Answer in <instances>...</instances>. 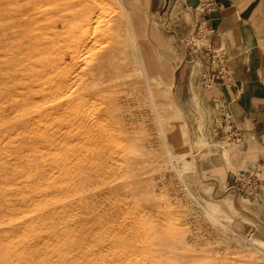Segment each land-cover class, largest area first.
I'll return each instance as SVG.
<instances>
[{
	"label": "rangeland",
	"instance_id": "rangeland-1",
	"mask_svg": "<svg viewBox=\"0 0 264 264\" xmlns=\"http://www.w3.org/2000/svg\"><path fill=\"white\" fill-rule=\"evenodd\" d=\"M199 13L0 0V264H264V133L207 81Z\"/></svg>",
	"mask_w": 264,
	"mask_h": 264
},
{
	"label": "crops",
	"instance_id": "crops-1",
	"mask_svg": "<svg viewBox=\"0 0 264 264\" xmlns=\"http://www.w3.org/2000/svg\"><path fill=\"white\" fill-rule=\"evenodd\" d=\"M196 4L206 40L225 52L227 74L218 83V100L238 133H264V0Z\"/></svg>",
	"mask_w": 264,
	"mask_h": 264
},
{
	"label": "bare ground",
	"instance_id": "bare-ground-1",
	"mask_svg": "<svg viewBox=\"0 0 264 264\" xmlns=\"http://www.w3.org/2000/svg\"><path fill=\"white\" fill-rule=\"evenodd\" d=\"M108 3H109V1H108ZM25 4V3H24ZM23 4V5H24ZM44 4V3H43ZM102 4V3H101ZM96 5V4H95ZM99 5V4H98ZM128 5V4H127ZM77 6V5H76ZM76 6H74V7H76ZM104 6V5H103ZM102 6V7H103ZM37 6H35V8H36ZM129 7V6H128ZM31 8V7H30ZM93 8L94 7H89L88 9H87V11L89 12V13H92L93 12ZM104 8V7H103ZM122 8H124V6L122 7ZM130 8V7H129ZM32 10H33V8H31ZM117 9V8H116ZM78 10V9H77ZM95 10V9H94ZM28 11V10H27ZM67 11V10H66ZM130 11V10H129ZM95 12H96V10H95ZM97 13H99V12H97ZM130 15V14H129ZM54 16V15H53ZM20 17H21V15H20ZM19 17V18H20ZM96 17H97V14H96ZM123 18V17H122ZM24 19V18H23ZM98 19H99V17H98ZM97 19V20H98ZM132 19V18H131ZM25 20V19H24ZM73 20V19H72ZM91 20H93V19H91ZM90 20V21H91ZM96 20V21H97ZM123 20V19H122ZM29 22V21H28ZM81 22V21H80ZM79 22V25L83 22H81L80 23ZM58 23H59V21H58ZM62 23V22H61ZM85 24V23H84ZM132 24H133V22H132ZM59 25H61V24H59ZM58 25V26H59ZM86 25V24H85ZM94 25H95V23H94ZM93 25V26H94ZM31 26V25H30ZM81 26V25H80ZM59 27H61V26H59ZM88 28V27H87ZM34 29V28H33ZM54 29V28H53ZM73 29V28H72ZM133 29H134V27H133ZM80 30V29H79ZM26 32V31H25ZM109 32V31H108ZM93 33V32H92ZM110 33V32H109ZM8 35H9V33H8ZM92 34H89L88 33V30L85 28V29H83L82 30V32H80V34H79V36H78V38H77V40H75L74 42H73V46L75 47V48H84L86 45H87V43H88V41H89V39H90V36H91ZM20 36V35H19ZM56 37V36H55ZM103 37V36H102ZM126 37V36H125ZM4 38V37H3ZM8 38V37H7ZM94 38V37H93ZM123 38H124V36H123ZM122 38V39H123ZM2 39V38H1ZM97 39V38H96ZM93 41V40H92ZM91 41V42H92ZM99 41V40H98ZM96 42H97V40H96ZM100 42V41H99ZM98 42V43H99ZM122 42H123V40H122ZM123 44H124V42H123ZM25 45V44H24ZM89 46V45H88ZM33 47V46H32ZM93 47V46H92ZM126 47V46H125ZM103 48V47H102ZM87 49V48H86ZM92 49V48H91ZM26 50V48H24V51ZM90 50V49H89ZM11 52V51H10ZM84 53V52H83ZM24 55L26 54V52H24L23 53ZM123 54V53H122ZM4 55V54H3ZM86 55V54H85ZM84 57V56H83ZM20 58V57H19ZM19 58H18V60H19ZM92 58V57H91ZM90 58V59H91ZM6 60V59H5ZM27 60V59H26ZM92 60H93V58H92ZM23 61V60H22ZM83 61V60H82ZM25 62V61H24ZM67 62V61H66ZM119 62V61H118ZM17 64H18V62H17ZM21 64V63H20ZM83 64H85L86 65V63H83ZM108 64V63H107ZM112 64V63H111ZM84 67V66H83ZM22 68H24V67H22ZM85 68V67H84ZM109 68H111L112 69V66H109ZM91 69V68H90ZM95 69V68H94ZM117 69V68H116ZM3 70H4V68H3ZM21 70V69H20ZM120 70V69H119ZM23 71H24V69H23ZM46 71V70H45ZM107 71H109V70H107ZM113 71V70H112ZM116 71V70H115ZM118 71V70H117ZM16 72V71H15ZM77 72V71H76ZM105 72H106V70H105ZM111 72V71H110ZM86 73V72H85ZM84 73V74H85ZM115 74H116V72H114ZM113 73V74H114ZM79 74H81V73H79ZM84 74L82 75L83 77H84ZM109 74V73H108ZM74 75V74H73ZM81 76V75H80ZM81 76V78L83 79V77ZM86 76V75H85ZM77 77V76H76ZM14 79H16V77L14 78ZM36 79V78H35ZM91 79V78H90ZM103 79H104V77H103ZM28 80H29V78H28ZM69 80H70V78H69ZM77 81V80H76ZM80 81V80H79ZM73 82V81H72ZM69 83V82H68ZM74 83V82H73ZM77 84V83H76ZM76 86V85H75ZM19 87V86H18ZM28 88V87H27ZM16 89H18V88H16ZM70 91V90H69ZM13 93V92H12ZM18 93V92H17ZM15 94V93H14ZM60 94V93H59ZM19 95V94H18ZM13 96V95H12ZM5 97V96H4ZM15 97V96H14ZM55 99V98H54ZM93 100V99H92ZM13 101V100H12ZM75 101V100H74ZM89 102V101H88ZM6 103V102H5ZM12 103V102H11ZM91 103V102H90ZM15 104H16V102H15ZM73 104V103H72ZM80 103H78V105H79ZM87 104V103H86ZM12 105V104H11ZM69 105V104H68ZM94 104H92V106H93ZM96 105V104H95ZM95 105H94V107H95ZM72 106V105H71ZM12 107H13V105H12ZM64 109V108H63ZM72 109V108H71ZM59 110V109H58ZM66 110V109H65ZM5 111H7L8 112V110H4L3 112H5ZM10 111V110H9ZM57 111V110H56ZM61 111V110H60ZM81 112V111H80ZM89 112H91V111H89ZM2 114V113H1ZM55 114V113H54ZM80 114V113H79ZM57 117V116H56ZM91 122V121H90ZM94 123V122H93ZM82 125V124H81ZM88 125V124H87ZM86 127V126H85ZM86 129V128H85ZM175 129H176V127H175ZM123 130V129H122ZM181 131V130H180ZM99 133V132H98ZM186 134V133H185ZM90 137V136H89ZM182 137V136H181ZM188 137V136H187ZM186 137V138H187ZM179 139V138H178ZM177 142H179V141H177ZM174 143V142H173ZM187 143L189 144V145H191L190 144V140H189V137L187 138ZM181 144H182V141H181ZM177 145V144H176ZM185 146V145H184ZM99 147V146H98ZM151 147V146H150ZM97 161V160H96ZM97 163V162H96ZM97 166V165H96ZM99 166V165H98ZM149 166V165H148ZM76 167V166H75ZM78 167V166H77ZM99 169V168H98ZM124 171V170H123ZM148 171V170H147ZM134 174V173H133ZM132 174V176H134ZM144 180H145V178H144ZM128 182H130V181H128ZM128 182H126L127 184H128ZM125 184V183H124ZM151 186V185H150ZM140 187V186H139ZM119 188H122V186H120ZM140 188H142V187H140ZM107 191V190H106ZM150 191V190H149ZM106 193V192H105ZM153 193H155V192H153ZM156 194V193H155ZM159 195V194H158ZM153 196V195H152ZM144 200V199H143ZM145 202V201H144ZM156 203V202H155ZM168 203V202H167ZM148 204V203H147ZM149 204H152V203H149ZM97 209V208H96ZM77 211V210H76ZM91 212V211H90ZM95 216V215H94ZM96 217V216H95ZM106 218V217H105ZM22 219H24V218H22ZM73 222V221H72ZM22 223V222H21ZM100 224V223H99ZM64 225V224H63ZM94 226V225H93ZM74 227V226H73ZM72 227V228H73ZM101 227H102V225H101ZM59 228V227H58ZM24 231H26V230H24ZM69 234V233H68ZM43 237V236H42ZM116 242V241H115ZM114 245H116V244H114ZM102 246V245H101ZM129 246V245H128ZM103 247V246H102ZM106 249H107V247H105ZM9 249V248H8ZM11 249V248H10ZM94 249V248H93ZM96 249V248H95ZM100 249V248H99ZM105 249V250H106ZM134 249V248H133ZM104 250V249H103ZM90 251V250H89ZM58 252H60V251H58ZM86 252V251H85ZM88 252V251H87ZM60 254V253H59ZM62 255V254H61ZM22 256V255H21ZM51 256V255H50ZM48 257V256H47ZM57 258V257H56ZM59 258V257H58ZM57 258V259H58ZM105 258V257H104ZM117 258V257H116ZM119 258V257H118ZM128 258V257H127ZM131 258V257H130ZM47 259V258H46ZM63 259V258H62ZM53 260H55V259H53ZM70 260V259H69ZM118 260H121L122 261V259H118ZM50 261V260H49ZM107 261V260H106ZM56 262V261H55ZM58 262V261H57ZM109 263V262H108ZM122 263V262H121ZM59 264V263H58ZM139 264V263H138Z\"/></svg>",
	"mask_w": 264,
	"mask_h": 264
},
{
	"label": "built area",
	"instance_id": "built-area-1",
	"mask_svg": "<svg viewBox=\"0 0 264 264\" xmlns=\"http://www.w3.org/2000/svg\"><path fill=\"white\" fill-rule=\"evenodd\" d=\"M188 43H190V41H188ZM205 50L207 54L212 53V61L217 62L218 66L221 68L217 75L215 73L212 74V76H210L207 81L212 83L215 81V79L221 78L222 80V77L227 74L225 52L221 49L215 48L209 42L207 43Z\"/></svg>",
	"mask_w": 264,
	"mask_h": 264
}]
</instances>
